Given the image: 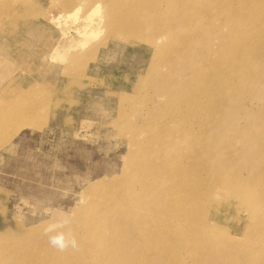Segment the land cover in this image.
Here are the masks:
<instances>
[{
  "label": "rangeland",
  "instance_id": "rangeland-1",
  "mask_svg": "<svg viewBox=\"0 0 264 264\" xmlns=\"http://www.w3.org/2000/svg\"><path fill=\"white\" fill-rule=\"evenodd\" d=\"M81 1L0 0V264H264V0Z\"/></svg>",
  "mask_w": 264,
  "mask_h": 264
},
{
  "label": "bare ground",
  "instance_id": "bare-ground-1",
  "mask_svg": "<svg viewBox=\"0 0 264 264\" xmlns=\"http://www.w3.org/2000/svg\"><path fill=\"white\" fill-rule=\"evenodd\" d=\"M84 1L85 2H87L86 0H83V1H81L82 3L81 4H83L84 3ZM94 1H96V0H93L92 2H91V4L94 2ZM118 0H114V3L115 2H117ZM122 1V2H121ZM119 0V2H120V5H123V0ZM165 0H154V6H155V8H157V10H158V5L160 4V3H163ZM241 2H242V0H240ZM244 1V0H243ZM63 2H65V1H63ZM62 2V3H63ZM98 2V1H97ZM112 2H113V0H112ZM119 2H118V4H119ZM138 2L139 1H137V0H130V4H128L125 8L123 7V8H121V6H119L118 7V9L120 8V12L117 10V7L115 8V10H114V8L112 7V4L110 5L111 6V8H112V10L114 11V12H111L112 13V16H111V20L110 21H108L109 22V28H111V31H113V33H115L116 34V32H117V30L119 29L120 31H122V32H124V33H130V32H136V27L135 26H129V23H127L126 22V20H127V18H129V17H133V14H134V11H133V9L135 8V6H137V4H138ZM234 2V1H233ZM96 3V2H95ZM122 3V4H121ZM238 3H239V1H238ZM69 3H67V5H68ZM117 4V3H116ZM117 4V5H118ZM230 4V3H229ZM228 4V5H229ZM66 5V6H67ZM70 5H71V3H70ZM85 5V4H84ZM116 5V6H117ZM231 5V4H230ZM242 5V4H241ZM244 5V4H243ZM242 5V6H243ZM95 6V5H94ZM124 6V5H123ZM235 6V5H234ZM81 7V6H80ZM80 7H79V9L78 10H80ZM100 5L98 4V6H96L95 7V9L94 10H92L91 11V14H90V16H88V20H89V22L90 23H88L86 26H84V28H82L81 30H79V31H77L78 32V34H79V36H81L83 39L82 40H84V39H87L89 36H90V38H91V35L93 36V34L91 33V32H89V31H91V29L89 30L88 28H91L92 27V25H93V23L95 22L94 20H92V18H94V16L92 17V14L93 13H97V12H99L100 11ZM115 7V6H114ZM164 7V6H163ZM83 10V9H82ZM111 10V9H110ZM111 10V11H112ZM116 10L118 11V13L116 12ZM1 11V10H0ZM76 11H77V9H76ZM76 11H74V12H76ZM82 12V11H81ZM161 12V11H160ZM67 13H69V9H68V12ZM198 13V12H197ZM201 13V12H200ZM233 13H235L234 11H233ZM8 14V13H7ZM74 14V13H73ZM77 14H79V16H80V12L78 13L77 12ZM75 16H76V14H74ZM96 15H100V13H97ZM196 15V14H195ZM78 16V15H77ZM97 16V17H98ZM66 17V16H65ZM92 17V18H91ZM85 18V20H87ZM74 19V18H73ZM72 19V20H73ZM78 19H81V17H79ZM77 19V20H78ZM91 19V20H90ZM95 19V18H94ZM118 19V20H117ZM84 20V21H85ZM88 20H87V22H88ZM234 20V19H233ZM251 20H252V18H251ZM65 21V20H64ZM63 21V22H64ZM80 21V20H79ZM93 21V23H91ZM118 21V22H117ZM62 22V23H63ZM81 22V21H80ZM250 22V21H249ZM67 23V22H66ZM75 23V22H74ZM84 23H86V22H84ZM131 23V22H130ZM258 23V22H257ZM95 24V23H94ZM141 22H140V24H139V26H141ZM233 24H234V21H233ZM60 25H61V23H60ZM71 25H72V23H71ZM70 26V25H69ZM67 27V25H66V28L65 29H63V36L64 37H66L67 35H68V33H70V30H71V27ZM115 26H117L118 28L116 29V32H114V28H115ZM248 26H250V25H248ZM247 26V27H248ZM64 27V26H63ZM142 27V26H141ZM246 27V28H247ZM255 27H256V25H255ZM113 29V30H112ZM141 29V28H140ZM93 30V29H92ZM251 31V30H250ZM241 32V31H240ZM245 32V31H244ZM252 32H254V30H252ZM260 32V31H259ZM94 33V32H93ZM95 33H96V30H95ZM99 33V32H98ZM169 34V33H168ZM168 34H166V35H163L164 36V38H166L167 36H169ZM94 36H97V35H94ZM163 36L161 37V39L163 38ZM239 36V35H238ZM240 36H241V33H240ZM245 37V36H244ZM89 38V39H90ZM67 39V38H66ZM68 39H69V37H68ZM160 39V40H161ZM70 40V39H69ZM159 40V39H158ZM157 40V41H158ZM160 40L158 41V42H160ZM66 41V40H65ZM88 40H86L85 42H86V44L88 43L87 42ZM83 42V41H82ZM84 42V43H85ZM157 42V43H158ZM81 44V43H80ZM82 45V44H81ZM84 45V44H83ZM67 48V47H66ZM69 48V47H68ZM59 49V48H58ZM62 49V48H61ZM242 51V50H241ZM242 53H243V51H242ZM235 54V53H234ZM239 54V53H238ZM247 54H248V52H247ZM60 56L61 58H65V55H66V51H65V49H64V51L62 50V51H58V50H56V52H55V55L54 56ZM244 56H246V54H243ZM242 55V56H243ZM59 57V58H60ZM234 58H235V55H234ZM230 60V59H229ZM61 61H63V60H61L60 59V62ZM234 62V61H233ZM63 63V62H62ZM206 63V62H205ZM2 68V67H1ZM208 73V72H207ZM217 75V74H216ZM196 76V75H195ZM195 76H193V77H195ZM196 77H198V76H196ZM224 77V76H223ZM200 79V78H199ZM194 80V79H193ZM196 80V79H195ZM194 80V81H195ZM193 82V81H192ZM197 82V81H196ZM193 83H195V82H193ZM205 83H206V81H205ZM204 95L202 94V98H196V97H194V96H190V95H188V97L187 98H185V102L183 101V103H185V109H187L188 108V110H189V113H187V114H194V112H195V110H196V108H198V107H201V104L204 102V100L207 98V97H209L211 94H213V91L211 92V91H208V83H206L205 84V88H204ZM195 92V91H194ZM184 105V104H183ZM190 107V108H189ZM7 110V109H6ZM5 110V111H6ZM200 110V109H199ZM208 111V110H207ZM217 113V109L216 108H213L212 109V111H211V113H210V115L211 116H213V115H215ZM9 114V113H8ZM188 116V115H187ZM186 116V117H187ZM43 128V127H42ZM131 171H132V169H131ZM185 222H186V220H185Z\"/></svg>",
  "mask_w": 264,
  "mask_h": 264
},
{
  "label": "clouds",
  "instance_id": "clouds-1",
  "mask_svg": "<svg viewBox=\"0 0 264 264\" xmlns=\"http://www.w3.org/2000/svg\"><path fill=\"white\" fill-rule=\"evenodd\" d=\"M53 242H54V243H57V242H58V240H54Z\"/></svg>",
  "mask_w": 264,
  "mask_h": 264
}]
</instances>
